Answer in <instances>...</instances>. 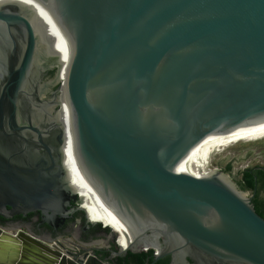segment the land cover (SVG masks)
<instances>
[{"label":"water","instance_id":"95a60500","mask_svg":"<svg viewBox=\"0 0 264 264\" xmlns=\"http://www.w3.org/2000/svg\"><path fill=\"white\" fill-rule=\"evenodd\" d=\"M261 125L264 0H0V137L57 146L120 255L264 264L254 195L197 168L208 138ZM5 230L0 264H79Z\"/></svg>","mask_w":264,"mask_h":264},{"label":"flooded vegetation","instance_id":"af4514ba","mask_svg":"<svg viewBox=\"0 0 264 264\" xmlns=\"http://www.w3.org/2000/svg\"><path fill=\"white\" fill-rule=\"evenodd\" d=\"M5 142L0 137V227L25 228L16 231L51 247L55 244L79 264L89 256L103 264H119L126 254H119L108 230L86 221L79 197L68 189L58 147ZM262 184L257 181L255 191Z\"/></svg>","mask_w":264,"mask_h":264},{"label":"rangeland","instance_id":"374dc122","mask_svg":"<svg viewBox=\"0 0 264 264\" xmlns=\"http://www.w3.org/2000/svg\"><path fill=\"white\" fill-rule=\"evenodd\" d=\"M212 161L213 168L219 169L222 175H224L240 192H243L245 197L250 198L252 197V192L242 190L239 182L241 181L242 173L247 169L256 167L264 168V140L231 144L228 148L215 153L212 157ZM229 166L230 169L228 168ZM261 198L264 199V190L261 192ZM101 228V230H103V227ZM4 229L9 230V232H14L19 229L25 231V228L22 227L12 228L6 226ZM107 235L111 238L114 237L110 232L107 233ZM100 243L103 244L104 240Z\"/></svg>","mask_w":264,"mask_h":264},{"label":"bare ground","instance_id":"6f19581e","mask_svg":"<svg viewBox=\"0 0 264 264\" xmlns=\"http://www.w3.org/2000/svg\"><path fill=\"white\" fill-rule=\"evenodd\" d=\"M260 140H264V125L253 126V127H249L246 129H242V130L234 131L231 133L223 134L220 136L208 138L206 140V142L204 143V145L201 147L199 158H198L197 168H198L200 177L206 178V177H210V176L220 172L219 169H217V168L215 169L212 166V162H213L212 157L215 153H217V152H219L225 148H228L229 146H231V144H234V143L256 142V141H260ZM86 216H87V219L90 223L101 224L104 228L110 229L117 236V239H116L117 244L120 246L121 250L127 249L120 242L119 236H118L116 230L112 226L107 225V224L94 222L87 214H86ZM5 231H7L8 233L11 232V231L9 232V230H5ZM64 255H65V253H64Z\"/></svg>","mask_w":264,"mask_h":264},{"label":"trees","instance_id":"16d2710c","mask_svg":"<svg viewBox=\"0 0 264 264\" xmlns=\"http://www.w3.org/2000/svg\"><path fill=\"white\" fill-rule=\"evenodd\" d=\"M230 169V166L228 167ZM263 182L262 188L260 191H255L256 182ZM239 185L242 190L250 191L254 195L252 204L255 208L257 214L264 218V199L261 198V192L264 190V168L256 167L247 169L242 173L241 181ZM100 226V225H99ZM154 252H142V253H127L125 258L122 261H119V264H132L131 261L134 260L135 264H152L154 261L153 257ZM154 264H170V258H165Z\"/></svg>","mask_w":264,"mask_h":264},{"label":"built area","instance_id":"2783aa9c","mask_svg":"<svg viewBox=\"0 0 264 264\" xmlns=\"http://www.w3.org/2000/svg\"><path fill=\"white\" fill-rule=\"evenodd\" d=\"M97 225H100L101 227H103L101 224H97ZM103 229H104V227H103ZM115 244H116V246L118 247V250L121 249L120 246L117 244V240L115 241ZM145 253H146V252H145Z\"/></svg>","mask_w":264,"mask_h":264}]
</instances>
